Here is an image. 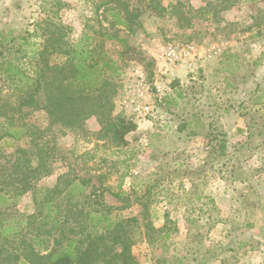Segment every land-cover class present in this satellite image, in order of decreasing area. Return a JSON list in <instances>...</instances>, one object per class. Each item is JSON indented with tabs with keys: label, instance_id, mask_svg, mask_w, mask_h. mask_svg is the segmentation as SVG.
Segmentation results:
<instances>
[{
	"label": "rangeland",
	"instance_id": "rangeland-1",
	"mask_svg": "<svg viewBox=\"0 0 264 264\" xmlns=\"http://www.w3.org/2000/svg\"><path fill=\"white\" fill-rule=\"evenodd\" d=\"M209 2L0 0V61L34 65L29 47L17 51L23 38L41 45L62 36L71 47L88 34L114 59L122 44L103 36L126 41L123 74L111 91L113 116L136 126L124 144L111 140L97 116L67 128L37 108L26 119L29 136L1 142L0 152L1 163L13 162L30 140L42 142L51 173L36 188L83 179L91 200L103 197L81 200L82 226L92 206H108L115 222L132 219L124 229L138 264H264V0H235L206 14ZM219 49L221 57L207 58L194 79L160 95L164 71L156 77V68L186 62L191 69ZM42 199L29 192L0 208V219L40 221Z\"/></svg>",
	"mask_w": 264,
	"mask_h": 264
},
{
	"label": "trees",
	"instance_id": "trees-1",
	"mask_svg": "<svg viewBox=\"0 0 264 264\" xmlns=\"http://www.w3.org/2000/svg\"><path fill=\"white\" fill-rule=\"evenodd\" d=\"M234 1L210 0L204 12L221 13ZM173 8V3H169L165 9L171 13ZM10 34L2 39V48L6 47ZM103 37L122 44L118 59L112 58L103 45L93 47V38L83 34L71 47L61 42L62 36L41 45L23 38L17 51L29 47L35 63L31 67L12 58L0 61V145L5 140L14 145L29 136L26 119L37 108L46 112L53 123L67 128L78 127L87 118L97 116L112 141L118 145L125 143L126 135L136 126L123 117L113 116L111 91L115 80L123 74V59L130 49L124 39ZM29 144L30 147L17 150L13 162L1 163L0 152V208L36 192L43 198L42 214L38 213L42 218L0 219V264H138L132 255L131 237L124 229L132 219L115 222L108 214V206L103 209L92 206L86 215L87 226H82L81 200L97 202L103 196L95 195V200H91L85 181L74 178L67 180V188L59 181L52 189H37V181L51 173L47 167L49 158L42 142L32 139ZM66 198L68 206L60 209Z\"/></svg>",
	"mask_w": 264,
	"mask_h": 264
},
{
	"label": "crops",
	"instance_id": "crops-1",
	"mask_svg": "<svg viewBox=\"0 0 264 264\" xmlns=\"http://www.w3.org/2000/svg\"><path fill=\"white\" fill-rule=\"evenodd\" d=\"M248 4H252V3L250 2ZM219 51L220 52H214L212 54L208 52V57H207V54L206 55L202 54L200 58L194 61V63L192 62L191 69L186 62H182L181 64L177 66H170L167 68V70H164V68L163 69L156 68V72H155L156 77L161 76L160 73L164 71L163 72L164 74L161 79L162 82L158 86L160 95L161 94L168 95L173 91L175 92L174 86H176L178 83L180 82L184 83L186 80L194 79V76H191L192 75L191 73L195 72L196 69L198 70L199 67L204 66V63L207 60V58L208 59L220 58L223 52L221 49H219ZM176 92H177V89H176ZM179 97H181V93L179 94Z\"/></svg>",
	"mask_w": 264,
	"mask_h": 264
}]
</instances>
